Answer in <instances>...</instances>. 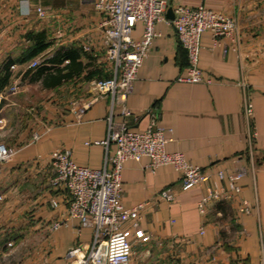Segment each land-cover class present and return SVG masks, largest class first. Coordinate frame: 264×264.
Returning a JSON list of instances; mask_svg holds the SVG:
<instances>
[{"label": "crops", "instance_id": "obj_1", "mask_svg": "<svg viewBox=\"0 0 264 264\" xmlns=\"http://www.w3.org/2000/svg\"><path fill=\"white\" fill-rule=\"evenodd\" d=\"M165 1L164 19L154 25L131 90L122 98L108 93L95 99L91 80L110 74L102 12L80 0H0V143L15 148L0 163V264H66L71 248L90 243L92 228L67 216L66 195L48 183L50 154L59 147L69 150L78 165L107 168L113 151L112 143H105L108 119L125 120L131 130L151 123L165 128V150L212 168L208 184L228 194L200 212L205 186L181 188L179 172L171 165L151 170L147 157L126 160L121 202L124 207L146 203L139 225H125L133 245L131 264H264V0ZM175 4L202 5L235 23L231 37L214 40L209 31L201 34L198 64L210 83L179 80L187 72V55L168 15ZM37 6L44 17L36 14ZM141 33L137 22L132 35ZM63 47L75 49L87 66L78 76L47 87L28 64ZM90 70L95 73L87 77ZM66 85L61 101L71 95L90 104L78 111L55 98L43 106L42 93ZM246 102L250 118L243 112ZM123 106L130 110L127 116L121 114ZM27 111L45 120L30 129ZM237 171L241 177L230 180ZM162 190L172 191L173 200L163 199ZM53 200L57 207L51 206ZM242 200L248 211L241 209Z\"/></svg>", "mask_w": 264, "mask_h": 264}, {"label": "built area", "instance_id": "obj_2", "mask_svg": "<svg viewBox=\"0 0 264 264\" xmlns=\"http://www.w3.org/2000/svg\"><path fill=\"white\" fill-rule=\"evenodd\" d=\"M92 4L102 12L101 26L104 31L105 52L108 62L107 77L91 80L94 96L110 93L124 97L131 90L138 67L146 56L155 36L154 25L164 19L165 0H80ZM39 17H44L45 10L40 6L35 9ZM171 24L174 27L180 45L187 55L186 74L179 80L184 82H205L206 77L199 67L200 38L204 31H209L213 39L231 37L235 23L228 15L208 9L202 5L185 6L175 4L172 7ZM137 22L142 23L139 38L132 35ZM41 61L32 59L28 67L33 68ZM15 87H11L14 91ZM91 98V99H92ZM74 105L82 111L90 104ZM246 118L252 115L251 104L243 105ZM130 110L123 106L122 116ZM109 121V135L105 143H112L113 151L108 156L107 168H90L74 163L67 149L55 148L50 154L49 185L66 195L67 216L77 218L81 226L92 228L90 243L79 242L68 251L66 264H131L132 242L126 235V224L132 229L139 225L145 209V202H138L131 207H124L121 202L120 174L123 163L128 159L148 158L146 166L154 170L161 165H171L179 172L181 188L205 186L198 208L203 212L209 203L227 197L224 187L209 185L213 169L203 168L189 163L182 152L165 150V128L149 124L143 130H131L126 121ZM255 136V132L252 133ZM251 136V137H252ZM15 153V148L0 143V163L7 162ZM216 174L222 178L224 172ZM237 171L229 175L230 180L241 177ZM236 190L237 186H233ZM160 196L166 201L174 198L173 192L162 190ZM57 207V201L51 202ZM241 209L248 211L249 204L241 201ZM54 224L53 227H56Z\"/></svg>", "mask_w": 264, "mask_h": 264}, {"label": "trees", "instance_id": "obj_3", "mask_svg": "<svg viewBox=\"0 0 264 264\" xmlns=\"http://www.w3.org/2000/svg\"><path fill=\"white\" fill-rule=\"evenodd\" d=\"M46 45L47 44L44 43L41 49L45 48ZM35 51H38L37 48H35L34 52ZM55 53V55L44 58L35 67L29 68V71L33 70V74L37 76L43 75L42 82L43 85L47 87H53L64 80L78 76L87 66L85 63H82L77 59V52L75 49L63 47L56 50ZM67 59V63H62L61 65L58 64ZM94 73L95 70H90L87 77H92ZM104 76L107 77L106 74H104Z\"/></svg>", "mask_w": 264, "mask_h": 264}, {"label": "rangeland", "instance_id": "obj_4", "mask_svg": "<svg viewBox=\"0 0 264 264\" xmlns=\"http://www.w3.org/2000/svg\"><path fill=\"white\" fill-rule=\"evenodd\" d=\"M107 68V67H106ZM78 83H80V82H78ZM69 86L70 85H66V87L65 88H63V89H61V90H57V92H51V93H49V92H45V93H42V96H41V98L40 99H42V102H43V106H46L47 104H49L50 103V100L51 101H55V98H57V102L59 103H61V102H63V105H66V106H70V105H78L80 102H81V97H79V96H75V98L74 99H69L70 97H71V95H69V96H67L68 98H67V102H65L66 100H63V101H61L62 99H65L64 97L62 98V95H61V92H65V93H68V88H69ZM68 87V88H67ZM28 99H30V100H33V97L32 98H28ZM28 103H29V101H27ZM60 105V104H59ZM29 109V108H28ZM30 110V109H29ZM26 119H27V122H26V124H27V126H28V128H32V125H33V123H36L37 121H39V120H41V121H43V120H45V116H40V115H38L37 114V112L36 113H33V112H29V111H27V113H26ZM10 147H12V146H10ZM32 245V244H31ZM28 246V247H27ZM26 246V248L28 249H30V245L28 244Z\"/></svg>", "mask_w": 264, "mask_h": 264}, {"label": "water", "instance_id": "obj_5", "mask_svg": "<svg viewBox=\"0 0 264 264\" xmlns=\"http://www.w3.org/2000/svg\"><path fill=\"white\" fill-rule=\"evenodd\" d=\"M171 13H172V12H171V9H169V10H168V15H169L170 17H172V15H173V14H171Z\"/></svg>", "mask_w": 264, "mask_h": 264}]
</instances>
